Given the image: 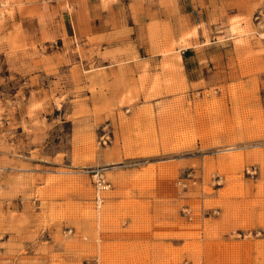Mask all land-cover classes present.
I'll return each mask as SVG.
<instances>
[{
	"label": "rangeland",
	"instance_id": "374dc122",
	"mask_svg": "<svg viewBox=\"0 0 264 264\" xmlns=\"http://www.w3.org/2000/svg\"><path fill=\"white\" fill-rule=\"evenodd\" d=\"M86 2L0 0V264H264V0Z\"/></svg>",
	"mask_w": 264,
	"mask_h": 264
},
{
	"label": "crops",
	"instance_id": "0c3cea01",
	"mask_svg": "<svg viewBox=\"0 0 264 264\" xmlns=\"http://www.w3.org/2000/svg\"><path fill=\"white\" fill-rule=\"evenodd\" d=\"M130 3V0H128ZM91 3V0H87L86 6ZM251 0H182V10L185 12V17L188 18L189 23H193L198 27V33L197 37H194L191 41H204V40H213V44H216V39L218 40L220 37L218 34H215L213 31L223 25V22L225 23L227 20V17L230 16L231 13H229L228 10H232L234 12V15H245L247 8L251 4ZM159 4L161 5V2L153 3L152 8H158ZM141 7L144 10L143 16H145L147 5H141ZM161 7V6H160ZM119 8H121L119 6ZM160 10V8H159ZM162 12L159 14L161 15ZM158 16V11L155 12L153 15ZM163 14V13H162ZM89 16V14H88ZM74 17H76L74 15ZM156 17V16H153ZM77 18V17H76ZM73 19V17H72ZM75 19V18H74ZM116 19V18H115ZM78 24V23H77ZM92 25V23H90ZM192 26V25H190ZM91 31L94 30L93 27L90 29ZM217 33V32H216ZM208 46H205L203 49H207ZM187 51H194L193 49H187L185 51H180V56L182 58L183 63L185 62L184 55Z\"/></svg>",
	"mask_w": 264,
	"mask_h": 264
},
{
	"label": "built area",
	"instance_id": "2783aa9c",
	"mask_svg": "<svg viewBox=\"0 0 264 264\" xmlns=\"http://www.w3.org/2000/svg\"><path fill=\"white\" fill-rule=\"evenodd\" d=\"M95 178H96V181H95V185H96L95 203H96V206L98 208H100L102 203H103V198L101 197V194L109 188V184L106 183V181L104 180L102 175L98 174L95 176Z\"/></svg>",
	"mask_w": 264,
	"mask_h": 264
}]
</instances>
